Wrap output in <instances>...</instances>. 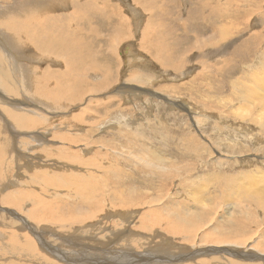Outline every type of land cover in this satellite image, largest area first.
I'll use <instances>...</instances> for the list:
<instances>
[{
	"label": "rangeland",
	"instance_id": "rangeland-1",
	"mask_svg": "<svg viewBox=\"0 0 264 264\" xmlns=\"http://www.w3.org/2000/svg\"><path fill=\"white\" fill-rule=\"evenodd\" d=\"M19 1L0 0V9L4 10L5 7L11 9ZM87 2L92 4L86 10L76 11L75 8L71 7L68 10H61L60 12L59 9L58 13L55 12L60 14L74 10L76 17L66 19L67 13L60 15L62 20L60 16L57 17V21L54 23L56 27L54 33L63 34L67 30L72 35L71 40H74L73 42L79 40L83 46L93 47V51L97 50L96 52L100 54L96 57L97 64L95 62V65L99 63L102 72L99 69L100 71L94 70V72L85 73V83L82 82L77 85L75 92L81 98L78 96L79 100L73 102L58 99L52 93L50 94L49 88L55 89L54 84L57 83V79L51 75L50 78L53 80L50 81L49 77L46 78L42 75L43 71L47 69L56 72L66 71L64 61L55 57L61 51L66 50L65 47L58 49V53L53 52V55H47L40 62L37 61L39 55L35 52L42 53L34 45L37 42L26 41L24 48L21 45L22 51L25 50L24 53L26 54L24 58V55L20 54L21 51L18 49L20 47L14 46L15 42L11 33L0 27V37L4 38L7 46L16 48L14 51L18 56L17 59L19 63L27 65V73L30 78L22 77L19 70L14 72L16 67L13 66L15 68L13 70L12 66L5 63L6 61H0L1 67L4 66L5 68H2V70L0 68V75H3L4 80L8 76L5 82L15 80L13 89L16 91H11L12 96L10 94L9 96L12 100L21 102L22 108L17 110L27 114L31 120H38L39 123L35 122L36 125L31 126V128L18 130V133H20L18 135L21 138L16 137L18 143L14 144L15 136L11 124L12 119L10 120L6 113V108L16 110V104L4 103L2 105L0 99V129H7H4V132L2 129V134L0 133V154L3 158L0 155V162L2 161L0 163V179L2 180L1 176L7 172L9 167L11 168L9 175L13 176L15 174V178L17 177L21 182L20 185L16 184V186L9 182L6 183L3 186L5 192L0 194V264H41L42 262L49 264L51 261V264H60L61 262L63 264H74L72 263L74 261H67L60 254L57 255L52 247L45 246L41 241L45 236L49 238V244L57 249L59 248L68 255L69 259L76 260L80 264L81 260L85 259L92 262L102 260L98 262L103 264L105 260L111 258L117 263L130 264L129 262H132V264H135L134 257L131 254H125V251L132 252L133 255L138 252L140 257L145 259L144 261L148 262L151 259L150 264H158L159 262L164 264L170 262L168 258L170 251H179V248L187 250V247H190L188 255L192 251L191 253L196 261L192 260V262L184 264H214L216 262L218 264H264V207L258 203L259 200L263 199L264 201V131L261 130V124L264 123V121L261 122V120H264V0H190V3L189 0H137V2L135 0H87ZM70 3L74 6L72 1ZM146 3H148L151 13L142 7ZM199 5L201 8H199ZM217 11L220 12L217 13ZM112 13H114V16ZM162 14V17L158 16ZM10 15L13 16L11 13ZM110 16L116 18L113 25L118 24V26L106 25L112 20L107 19ZM94 17H99L98 21L101 24ZM2 18L0 23L3 20L8 22V17ZM22 18L28 19L29 17L24 16L18 19L22 20ZM79 18L83 21L77 22ZM11 19L13 18L11 17ZM124 19L128 20L127 23ZM87 23L102 31L98 39L92 40L93 36L87 35V33L84 36L85 33L76 31L86 28ZM152 25H155L156 28L158 25L162 26L160 29L154 30L156 31L155 34L150 33L149 35L154 38L163 36L164 41H166L165 53L172 62L167 65L168 67L155 59L154 51L142 46V42H144L143 33L146 36L148 26L153 27ZM222 25H226L224 34L217 29L218 26L221 27ZM72 27L75 28L72 29V31L75 30L74 34L70 32ZM116 27H121V29ZM38 34L43 36L40 39H44V41L47 38L48 40H54L56 36V34L50 36L49 32H39ZM82 34V39H79L78 36ZM73 35H75V38ZM210 35H213L215 40L212 37L209 38ZM209 40L211 41L208 42ZM72 41L69 44L70 47L80 52L79 47L72 46ZM242 43L247 47L243 50L244 58L236 54L237 50H242L238 48L239 45L240 47L243 45ZM0 46L5 49L4 45L0 44ZM33 50L35 53L32 56L29 55L31 52L28 53V51L33 53ZM109 50L116 54H110L112 52ZM86 53L84 52V54ZM0 57H2L1 51ZM134 73L139 74V77H131ZM111 75L113 78H111ZM134 78L138 81H132ZM126 79L131 81L127 82ZM108 80L113 83L108 85L110 84L107 83ZM64 82L62 85L64 90L68 89L67 84H73V80L68 78ZM37 83H39L40 89ZM42 83L43 85H40ZM165 86H169L170 89ZM99 89L101 90L99 91ZM17 91L20 92L17 94ZM33 94H38V96ZM1 98L3 99V97ZM216 107L221 109L219 110ZM36 117L40 118L36 119ZM13 121L18 125L17 121ZM11 141L14 143L12 144ZM104 142L105 144H103ZM63 151L64 153H62ZM70 154L72 155L70 156ZM76 159L80 160L79 164L74 163ZM82 159H84V163L81 162ZM44 161L46 162L44 163ZM149 161L160 165L158 168L152 169L146 164ZM28 164L31 166H28ZM2 165L7 167H2ZM41 168L52 172L57 171V175L54 174L58 180L62 174L68 173V176L74 178L88 177L91 184L86 186L88 189L86 191L93 195L94 200H91L90 206L95 209H87L84 206L82 197L77 193L78 187L76 185L65 187L62 184L56 186L55 189L54 186L49 184V180L46 181L42 178L34 180L32 177L38 171H41ZM65 169L66 173H64ZM1 171H3V174ZM110 172L112 176L114 173L116 176L118 174L119 181L124 186L127 185L124 187L125 191L124 188L114 189L111 184H108L112 181V178L109 177ZM216 174L218 175L215 176ZM219 175L224 176L222 181L226 183H229L232 179H237L239 188L236 186L234 190H229L228 188L221 189L217 187L220 185V183L216 184V178ZM229 176L231 178H227ZM101 177H107L106 184L108 185L104 187L105 196L97 195L98 189L96 190L95 187L97 183L101 184ZM1 180L0 184L8 181L7 178L3 179L4 181ZM47 184L49 187H53L49 193L57 192L59 195L58 197L46 195L47 199L45 197L46 200L54 202L53 207L58 213L69 214L77 213V209L87 210L91 214L93 213L92 219L88 217L85 222L76 225L68 222L67 226L66 224L62 226V224H56L55 222L39 223L36 218H30L27 213L34 209L30 199L41 195L39 193L40 189L46 188ZM92 184L96 185L92 186ZM241 187L246 188L248 191L245 192ZM240 189L245 194L242 191L240 192ZM14 190V193H20L21 195L26 191L32 195L27 198L26 203L23 201L22 204L19 201L17 205L2 203L1 196ZM112 192L120 194L121 202L123 198L129 197L126 198L130 200V204L127 205L126 209L133 216L132 219L130 217L133 221L130 227L135 232L142 234L140 236L142 238L132 239L127 243L121 240L112 242L111 238L114 232L110 228L116 229L118 237L119 232H130L126 225L120 231V225L122 224V222L120 224V219L123 218L118 217V211L124 212L125 209L123 210L122 206L116 205V210L115 207L110 206V203L118 199V197L114 199ZM226 193H231V195H226ZM247 197H249L248 200ZM96 200L102 202V208L95 205L94 201ZM105 208L112 209H107L110 214ZM183 210L184 213L186 210H191L192 212H189L193 214L184 215ZM115 212L118 215H113ZM146 214L149 217L151 216V220L153 219L156 222L158 220V225H154L155 227L152 225V230L145 227L146 224L143 225V215ZM156 214L158 216L154 219ZM181 215H183L182 218L187 217L188 221L183 222ZM197 215L200 216V219L195 221V226L193 220ZM237 218L241 219L238 221ZM187 219L184 218V221ZM189 220L192 221V225ZM237 222L245 223L247 229L249 227L248 231L240 232V235L234 234V236L231 232L233 237L227 240L229 244L215 241L216 238L218 240L227 234L231 228L235 230ZM170 225L177 229L176 234L166 228ZM96 227L101 228L97 229ZM195 227L196 232L203 235V240L199 239L198 236L194 238L196 234ZM189 228L192 235L189 233ZM52 230H55V232H52ZM155 230L159 233L163 232L160 233L161 237H157ZM74 231L80 235L79 240H73L74 236L77 235ZM97 231H102V234L97 236L96 239L93 234ZM17 235H21L20 240L17 239ZM162 235L171 237L172 240L174 239V243L169 247V243L164 241L165 238ZM183 235L185 236L183 237ZM86 236L88 237L86 238ZM88 238L89 240H86ZM91 238L93 241H91ZM25 239L31 240L33 249H29L31 244L24 245L22 240ZM242 241H246L248 243L246 245L252 247L246 250L250 254H257V258L252 255L251 257L237 256L228 250L233 248L242 249L241 246H235V244H241ZM90 243L101 245L100 251L96 249L88 254L86 252L87 248H95ZM128 243L129 245H127ZM162 243V246L166 245L164 250L168 247L171 250L167 252L169 249L167 251L158 249L154 253L153 249L150 248L153 244L161 245ZM12 244L16 247V250L20 246L21 251L17 253ZM203 244H206V247ZM83 245L86 246L82 247ZM192 245L197 247L202 245V248L193 250ZM112 249L113 251H110ZM149 249H151L153 255L148 252ZM31 250L33 251L31 252ZM227 251L229 254H227ZM28 252H36L35 259ZM108 253L110 255H107ZM215 259L218 260L215 261ZM222 260L224 263L221 262ZM175 263L179 264L178 262Z\"/></svg>",
	"mask_w": 264,
	"mask_h": 264
},
{
	"label": "bare ground",
	"instance_id": "bare-ground-1",
	"mask_svg": "<svg viewBox=\"0 0 264 264\" xmlns=\"http://www.w3.org/2000/svg\"><path fill=\"white\" fill-rule=\"evenodd\" d=\"M70 1H72L73 3H74V6L73 5H71V3H70ZM158 1V0H157ZM208 1H210V0H208ZM135 2H137V0H135ZM188 2V1H187ZM205 2V1H204ZM18 3V4H17ZM15 5L16 6H14V7H12L11 8V6H10V8L11 9H6V7H5V9L4 10H1L0 9V19L2 18V17H8V22H6V21H2L1 23H0V27L1 28H3V29H5L8 33L10 32L11 33V36H13V38L12 39H14V42H15V47L17 46V47H20V48H18L21 52H20V54H23L24 55V58H25V56H26V54L24 53V51H22V47L24 48L25 47V45H26V41H31L32 43L33 42H37V43H35L34 45H35V47L37 48V49H39L42 53H40L39 51H35V52H37L38 53V60L37 61H40V62H42L43 60L42 59H44V57L46 58L47 57V55H53V52H57V50L59 49H61L63 46L65 47V49L66 50H63V51H61V53L59 54V55H57V56H55V57H57V58H59L60 60H63L64 61V65L66 64V71H63L62 69V71H60V72H56V71H52V70H50V69H47V70H45V71H43V73H42V75H44L46 78H48L49 77V79H50V81L51 80H53L52 78H50V76L52 75V77L53 78H56L57 79V83L56 84H54V87H55V89H52V87H50L49 88V93L51 94L52 93V95H54L56 98H58V99H64V100H71L72 102L73 101H76V100H79V97H80V95H77L75 92H76V90H77V88H76V86L77 85H79L80 83H82V82H84L85 83V78H84V76H85V73L86 72H91V71H93L94 72V70H99V69H101V65H99V63H98V65H95V60H96V57L97 56H100V54H98L96 51L97 50H94L93 51V47H85V46H83L82 44H81V42L78 40V42H73L72 40H71V36L72 35H70L69 34V32L66 30L65 31V33L63 32V34H56V32L54 33V31L56 30V27L54 26V23L57 21V17H59L60 15L62 16V14H64V13H67V15H66V19H68V17L70 18V17H76L74 14H75V11L73 10V11H68V12H64V13H60V14H56L55 12H57L59 9H60V12H61V10L62 11H64L65 9H69V8H75V10L76 11H82V10H86L88 7H90L91 6V2H87V0L85 1V0H20L19 2H17ZM189 3H190V0H189ZM194 3V2H193ZM214 3V2H213ZM215 3H216V1H215ZM214 3V4H215ZM121 4V3H120ZM119 4V5H120ZM204 4V3H203ZM208 4V3H207ZM196 5H197V3H196ZM206 5V4H205ZM204 5V6H205ZM210 5H212L211 3H210ZM217 5V4H216ZM152 7H153V5H151ZM200 6V5H199ZM203 6V5H202ZM203 6V7H204ZM9 7V6H8ZM132 7V6H131ZM144 9H146L149 13H151V10H150V7L148 6V3H146L144 6H142ZM213 7H214V5H213ZM216 7H218V6H216ZM215 7V8H216ZM199 8H201V6L199 7ZM209 8V7H208ZM206 9H207V6H206ZM50 10H53V11H50ZM71 10V9H70ZM113 11V10H112ZM209 11V10H208ZM130 12V11H129ZM131 12H133L132 10H131ZM160 12V11H159ZM220 11H217V13H219ZM12 14L13 16H9V14ZM58 13V12H57ZM84 13V12H83ZM209 13V12H208ZM216 13V14H217ZM222 13V12H221ZM224 13V12H223ZM114 13H112V15H113ZM203 14V13H202ZM215 14V13H214ZM213 15V14H212ZM218 15V14H217ZM29 17L28 19H23L22 18V20H20V19H18V18H21V17ZM61 16H60V19H61ZM81 16H82V13H81ZM103 16V15H102ZM114 16V15H113ZM118 16V15H117ZM159 17H162L163 16V14L162 15H158ZM222 16V15H221ZM224 16V15H223ZM11 17L13 18V19H11ZM18 17V18H17ZM36 17H39V18H36ZM116 17V16H115ZM63 18V17H62ZM65 18V17H64ZM82 18H84V17H82ZM95 19H96V21L98 22V23H100L101 24V22H99L98 21V18L99 17H94ZM106 18V17H105ZM118 18V17H117ZM124 18V17H123ZM216 18H220V17H216ZM223 18V17H222ZM233 18H236V17H233ZM3 19V18H2ZM74 19V18H73ZM107 19L109 20V19H112L111 21H109L108 23H106V25L107 26H114V25H117L118 26V24H114L113 25V22H115V19L116 18H114V17H107ZM62 20V19H61ZM125 20V22L127 23V21L128 20H126V19H124ZM219 20V19H218ZM217 20V21H218ZM230 20H233V19H230ZM72 21V20H71ZM70 21V22H71ZM77 21V20H76ZM81 21H83V20H81L80 18H79V21H77V22H81ZM84 21H87V20H84ZM93 21H94V19H93ZM122 22V21H121ZM216 22V21H215ZM123 23V22H122ZM99 24V25H100ZM125 24V23H124ZM232 24V23H231ZM69 25H71V23H69ZM123 25V24H122ZM162 25V24H161ZM159 26L158 25V27L156 28L155 27V25H152L153 27H150V26H148V29H147V34H146V36L144 35V33H143V36H144V42H142V46L144 47V48H149L151 51H154L155 52V59H157L159 62H161V63H163V64H165L166 66L169 64H171L172 62H171V60L168 58V56H167V54L165 53L166 52V50H165V48H166V46H167V43H166V41H164V39H163V36H160V37H156V38H154V37H150V33H153V34H155V32L156 31H154L155 29L157 30V29H160L162 26ZM126 27V26H125ZM74 27H72L71 28V30H70V32L72 33V34H74V31H72V29H73ZM116 28H120L121 29V27H116ZM226 25H222L221 27L220 26H218V30H219V32H222L223 34H224V31H226ZM75 29V28H74ZM113 29V28H112ZM125 29V28H124ZM236 29V28H235ZM117 30V29H116ZM128 30V29H127ZM76 31H79L80 33H85L84 34V36L86 35V33H87V35H91V36H93V38H92V40H95V39H98V37H100V35H101V33L100 32H102V31H100L98 28H96L95 29V27H92V25H90V23H87L86 24V28H82L81 29V31L78 29V30H76ZM122 31H124L123 29H122ZM39 32H49L50 33V36L52 35H54V34H56V36L54 37V40L53 39H49L48 40V38H47V40L45 39V41H44V39H40V37H43V36H39V35H41V34H38ZM54 33V34H53ZM114 33V32H113ZM118 33V32H117ZM121 33V32H120ZM123 33H125V32H123ZM126 33L128 34V32L126 31ZM215 33V32H214ZM110 34V33H109ZM44 35V34H43ZM46 35H49V34H46ZM4 36V35H3ZM82 36H83V34L82 35H79L78 36V38L79 39H82ZM112 36H115V35H112ZM121 36V35H120ZM126 36H128V35H126ZM225 36V35H224ZM47 37H49V36H47ZM73 37L75 38V35H73ZM72 37V38H73ZM89 37V36H88ZM119 37V36H118ZM145 37H146V39H145ZM209 38H213L214 39V37H213V35H210V36H208ZM229 37V36H228ZM109 38V37H108ZM217 39V38H216ZM114 40V39H113ZM202 40V39H201ZM215 40V39H214ZM71 41L73 42L72 43V46L73 47H79L80 48V52H79V50H76V49H73V48H71L70 47V43H71ZM211 40H209L208 42H210ZM219 41V40H218ZM6 42V41H5ZM4 42V38L2 39L1 37H0V44L1 45H4L5 46V49H3V47L2 46H0V51H1V53H2V57H0V61H2V62H4V61H6L5 63L7 64V65H9V66H12V68H13V66L14 67H16V69L15 68H13V70H14V72H16L17 70H19V72H20V75L22 76V77H24V78H30L29 77V75H28V73H27V65L24 63V64H21V62L19 63V60L17 59L18 58V56L15 54V51H14V49H16V48H11V47H9V46H7V43H5ZM89 42H91V40H89ZM115 42H116V39H115ZM197 42V41H196ZM200 42V41H199ZM202 42V41H201ZM206 43L207 45L209 44V43ZM30 43V42H29ZM28 43V44H29ZM118 43V42H117ZM157 43V44H156ZM212 43V42H211ZM217 43V42H216ZM219 43V42H218ZM9 44L11 45V46H13L12 45V43H10L9 42ZM112 44V43H111ZM114 44H116V43H114ZM197 44V43H196ZM243 44V43H242ZM21 45H22V47H21ZM82 45V46H81ZM13 46V47H14ZM81 46V47H80ZM110 47H112L111 45H110ZM198 48V47H197ZM238 48H240V49H242V50H237L236 51V54L238 55V56H240L241 58H244L245 56V54H243L244 52H243V50H245L247 47H245V45L243 44L241 47H240V45H239V47ZM192 49V48H191ZM58 50V51H59ZM87 50V51H86ZM121 50V49H120ZM150 50H148V51H150ZM168 50V49H167ZM197 50V49H196ZM18 51V50H17ZM100 51H101V48H100ZM109 51H111V50H109ZM29 52H31V54H29V55H33L35 52H34V50H33V53H32V51H28V53ZM84 52H87L86 54H84ZM112 53H110V54H112L113 55V53L114 54H116L115 52H113V51H111ZM58 53V52H57ZM182 53H184V52H182ZM35 56V55H34ZM43 56V57H42ZM20 58H22L21 56H20ZM35 58V57H34ZM39 58H41V59H39ZM32 59V58H31ZM37 59V58H36ZM114 59V58H113ZM42 60V61H41ZM51 60V59H50ZM34 61H36V60H34ZM147 62V61H146ZM37 63H39V62H37ZM63 63V62H62ZM103 63V62H102ZM31 64V63H30ZM96 64H97V62H96ZM2 65V64H1ZM1 65H0V68H1V70H2V68L3 69H5L4 68V66H2L1 67ZM6 66V65H5ZM8 66V67H9ZM97 66H98V68H97ZM109 67V66H108ZM168 67V66H167ZM110 68V67H109ZM7 69V68H6ZM31 69V68H30ZM8 70V69H7ZM32 70V69H31ZM110 70V69H109ZM144 70V69H143ZM6 71V70H5ZM100 71V70H99ZM108 71V70H107ZM106 71V72H107ZM7 72V71H6ZM98 72V71H97ZM101 72H102V69H101ZM111 72V71H110ZM109 72V73H110ZM4 73V72H3ZM9 73V72H8ZM108 73V72H107ZM111 73H113L114 74V72H111ZM100 74H102V73H100ZM10 75V74H9ZM14 75H15V73H14ZM41 75V76H42ZM139 74H132L131 75V77H136V76H138ZM12 76V75H11ZM10 76V77H11ZM32 76V75H31ZM105 76V75H104ZM107 76V75H106ZM115 76V75H114ZM139 77V76H138ZM140 77H142V76H140ZM7 78H8V76H7ZM7 78H5V80H7ZM14 78V77H13ZM16 78V77H15ZM23 78V79H24ZM45 78V79H46ZM66 78H68V79H72L73 80V84L71 85L70 83L69 84H67L69 87H68V89L67 90H64V88H63V83H65L64 81L66 80ZM111 78H113L112 77V75H111ZM1 79H2V81H1ZM17 79V78H16ZM22 79V78H21ZM56 79H55V81H56ZM146 79V78H145ZM5 80H4V78H3V75H0V94H1V97H3V99L0 97V99H1V102L3 103H1L2 105H4V103H14V104H16V110L14 109V108H9V109H7L6 108V113L8 114V116L10 117V120L12 119V121H11V124L13 125V127H12V129L14 130L13 131V133H14V139H15V143L14 144H17L18 143V140H17V138L16 137H18L19 135H20V133H18V130H20V129H22V130H24V128H28V127H30L31 128V126H33V125H36L35 124V122L37 123V124H39L38 123V120H31V119H29L28 118V116H27V114H25V113H23V112H19L17 109H21L22 108V106H21V102H19V101H15V100H12V98H11V91H16V90H14L13 89V86L15 85V80L14 81H12V82H10V80H9V82L11 83H9V82H5ZM18 80V79H17ZM105 80V79H104ZM127 80V82L128 81H131V80H129V79H126ZM133 80H135V81H138V79H136V78H134V79H132V81ZM144 80V79H143ZM23 81V80H22ZM45 81H47V80H45ZM139 81H141V80H139ZM150 81H151V79H150ZM48 82V81H47ZM102 82V81H101ZM106 82V81H105ZM111 81L110 80H108L107 81V83H110ZM41 83V82H40ZM99 83V82H98ZM113 83V82H112ZM112 83H110V84H108V85H111ZM125 83V82H124ZM48 84H49V82H48ZM102 84V83H101ZM21 85V84H20ZM40 85H43V83L42 84H40ZM45 85V84H44ZM83 85H85V84H83ZM90 86H91V84H89ZM103 85V84H102ZM105 85H106V83H105ZM107 85V86H108ZM37 86H38V88L40 89V87H39V83H37ZM50 86H51V83H50ZM53 86V85H52ZM98 86V85H97ZM130 86V85H129ZM23 87H24V85H23ZM34 87V86H33ZM44 87V86H43ZM166 88H168L169 86H165ZM48 88V87H47ZM88 88V87H87ZM93 88V87H92ZM96 88V87H95ZM100 88H101V86H100ZM133 88V87H132ZM137 88V87H136ZM165 88V89H166ZM172 88V87H171ZM42 89V88H41ZM101 89H103V88H101ZM101 89H99V91L101 90ZM127 89V88H126ZM163 89H164V87H163ZM168 89H170V88H168ZM261 89V88H260ZM95 90H98V89H95ZM94 90V92H96ZM130 90V89H129ZM36 91V90H35ZM39 91V90H38ZM44 91V90H43ZM136 91V90H135ZM243 91V90H242ZM18 92H20V91H17V94H18ZM132 92V91H131ZM236 92H238V91H236ZM235 92V93H236ZM7 93H8V95H7ZM157 93V92H156ZM9 94L11 95V96H9ZM159 94V93H158ZM14 95V94H13ZM34 96H38V94H33ZM46 95V94H45ZM137 95V94H136ZM236 95V94H235ZM239 95V94H238ZM16 96V95H15ZM21 96V95H20ZM41 96V95H40ZM48 96V95H47ZM79 96V97H78ZM237 96V95H236ZM235 96V97H236ZM17 97V96H16ZM43 97V96H42ZM45 97V96H44ZM15 98V97H14ZM35 98V97H34ZM81 98V97H80ZM166 98V97H165ZM241 98H242V96H241ZM237 99V98H236ZM53 100V99H52ZM248 100H249V97H248ZM239 101H240V98H239ZM243 101V100H242ZM245 101V100H244ZM53 102V101H52ZM67 102V101H66ZM60 103V102H59ZM65 103V102H64ZM217 104V103H216ZM255 104V103H254ZM39 105V104H38ZM219 105V104H218ZM251 105H253V104H251ZM36 106V105H35ZM71 106V105H70ZM253 106H255V105H253ZM246 107H248V106H246ZM257 107H258V105H257ZM259 107H261V106H259ZM216 108H218V107H216ZM219 110L221 109V108H218ZM4 110V109H3ZM27 110V109H26ZM36 110V109H35ZM62 110V109H61ZM238 110H240V109H238ZM244 110V109H243ZM198 111V110H197ZM264 112V111H263ZM195 113V112H194ZM250 114V113H249ZM262 114V113H261ZM260 114V115H261ZM41 115V114H40ZM263 115V114H262ZM30 116V115H29ZM264 117V116H263ZM263 117H261V118H263ZM33 118V117H32ZM38 117H36V119H37ZM40 118V117H39ZM38 118V119H39ZM79 118V117H78ZM247 118V117H246ZM250 118V117H249ZM264 119V118H263ZM13 120H15V121H17V123H18V125H16L15 124V122L13 121ZM76 120V119H75ZM252 120V119H251ZM4 121V120H3ZM255 121V120H254ZM259 121V120H258ZM262 121H264V120H261V122ZM7 122V121H6ZM5 122V123H6ZM256 123H258V122H256ZM255 123V124H256ZM202 124V123H201ZM233 124V123H232ZM259 124V123H258ZM7 125V124H6ZM49 126V125H48ZM260 126V125H259ZM3 127V126H2ZM4 127H6V126H4ZM123 127V126H122ZM10 128V127H9ZM33 128V127H32ZM2 129H3V132H4V129H6V128H1L0 129V133L2 134ZM34 129V128H33ZM7 130V129H6ZM10 130V129H9ZM26 130V129H25ZM261 130L262 131H264V123L262 122V124H261ZM11 132H12V130H11ZM21 132V131H20ZM67 133V132H66ZM259 133V132H258ZM262 133V132H261ZM1 134H0V136H1ZM19 134V135H18ZM22 134V133H21ZM5 135V134H4ZM10 135V134H9ZM12 135V134H11ZM10 135V136H11ZM152 135V134H151ZM26 136V135H25ZM29 136V135H28ZM255 136V135H254ZM6 137V136H5ZM20 137V136H19ZM64 137V136H63ZM259 137V136H258ZM6 138H8V137H6ZM13 138V137H12ZM21 138V137H20ZM25 138V137H24ZM72 138V137H71ZM189 138V137H188ZM3 139V138H2ZM128 139V138H127ZM132 139V138H131ZM1 140V139H0ZM20 140V139H19ZM72 141H73V139H72ZM108 141V140H107ZM254 141V140H253ZM3 142V141H2ZM4 142H7V141H4ZM68 142V141H67ZM74 142V141H73ZM152 142V141H151ZM11 143H12V141H11ZM12 143V144H13ZM59 143V142H58ZM86 143V142H85ZM11 144V145H12ZM103 144H105V142L103 143ZM144 144V143H143ZM36 145V144H35ZM108 145V144H107ZM13 146V145H12ZM33 146V145H32ZM104 146V145H103ZM128 146V145H127ZM9 147H11L10 145H9ZM106 147V146H105ZM204 147V146H203ZM202 147V148H203ZM1 148V147H0ZM18 148H19V145H18ZM89 149V148H88ZM128 149V148H127ZM10 150H12L11 148H10ZM17 150V149H16ZM65 150V149H64ZM207 150V149H206ZM2 151V150H1ZM255 151V150H254ZM10 152V151H9ZM12 152H13V150H12ZM16 152V151H15ZM18 152V151H17ZM21 153V152H20ZM62 153H64V151L62 152ZM71 153V152H70ZM11 154V153H10ZM61 154V153H60ZM73 154V153H72ZM72 154H70V156L72 155ZM255 154V153H254ZM1 155V154H0ZM20 155V154H19ZM18 155V156H19ZM57 155V154H56ZM74 156H77V155H74ZM10 157V156H9ZM20 157V156H19ZM1 158H2V155H1ZM22 158V157H21ZM33 158V157H32ZM220 158H222V157H220ZM3 159V158H2ZM7 159V158H6ZM58 159V158H57ZM70 159V158H69ZM1 160V159H0ZM16 160H17V157H16ZM15 160V161H16ZM30 160V159H29ZM71 160V159H70ZM83 160L84 159H82L81 160V162L82 163H84L83 162ZM245 160V159H244ZM253 160V159H252ZM26 161V160H25ZM43 161V160H42ZM202 161V160H201ZM2 162V161H1ZM0 162V163H1ZM16 162H18V161H16ZM27 162V161H26ZM46 161H44V163H45ZM48 162V161H47ZM78 162H80V160H78V159H76V161L74 162V163H78ZM184 163V162H183ZM189 163V162H188ZM17 164V163H16ZM24 164V163H23ZM27 164V163H26ZM50 164V163H49ZM79 164V163H78ZM92 164V163H91ZM149 167H151L152 169H156V168H158L159 167V165L158 164H156V163H154V162H151V161H149L148 163H146ZM1 165V164H0ZM18 165V164H17ZM30 164H28V166H29ZM54 165V164H53ZM57 165V164H56ZM55 165V166H56ZM84 165V164H83ZM88 165H90V164H88ZM111 165V164H110ZM189 165V164H188ZM3 166H5V167H7L6 165H2V167ZM21 166H23V165H21ZM31 166V165H30ZM45 166V165H44ZM18 167H20L19 165H18ZM42 167V166H41ZM77 167H79V166H77ZM49 168V167H48ZM98 168H100V167H98ZM164 168V167H163ZM174 168V167H173ZM194 168H196V167H194ZM22 169V168H21ZM42 169V168H41ZM58 169V168H57ZM20 170V169H19ZM51 170V169H50ZM11 171V168H9L8 167V169H7V172L6 173H4V175H2L1 176V178H2V180L3 179H5V178H7L8 179V181H4V183L3 184H0V194H1V192L2 193H4L5 191V189H3V186L7 183L8 184V182L11 184H13L14 186H16V184H21V182L17 179V177L15 178V176L13 177V176H10L9 174V172ZM68 171V170H67ZM76 171V170H75ZM123 171V170H122ZM195 171V170H194ZM2 172V174H3V171H1ZM17 172H18V170H17ZM57 172V171H56ZM56 172H52V171H47V169L46 170H41V171H38V173L34 176V177H32L34 180L35 179H40V178H42V179H46V181L47 180H49V184L50 185H52V186H54V188L56 189V186H59V185H64L65 187L66 186H69V187H71V186H74V185H76V187H78V190H77V193L78 194H80V196L82 197L81 199H82V201H83V203H84V206L87 208V209H89V208H92L90 205H91V200L93 199L94 200V197L92 198V194H89V191L87 192L86 190H88L87 188H86V186H88L89 184H91V181H90V179L88 178V177H86L85 175V178H83L82 176V178L80 177V178H74V177H70V176H68V174H62L61 176H60V179L58 180L57 178H56V175H57V173ZM60 172V171H59ZM62 172H63V170H62ZM54 173H56V175L54 174ZM64 173H66V169L64 170ZM111 173V172H110ZM24 174V173H23ZM44 175H48V176H51V177H46V176H44ZM83 175V174H82ZM88 175V174H87ZM120 175V174H119ZM218 174H216L215 176H217ZM20 176V175H19ZM25 176H26V174H25ZM92 176V175H91ZM31 177V176H30ZM109 177H111L112 178V181H110V179H109V181L110 182H108V184H111V186L112 187H114V189H118V188H124L125 186H127V185H125L124 186V184H122V182H120L119 181V176H118V174H117V176H116V174L114 173V175L112 176V173L109 175ZM22 178V177H21ZM93 178H94V176H93ZM207 178V177H206ZM224 178V176H222V175H219L217 178H216V184L217 183H220V185H218L217 187H220L221 189H224V188H228L229 190H234L235 188H236V186H237V184L239 183V181H237V179H232V180H230V182L229 183H226L225 181H222V179ZM227 178H231L230 176L229 177H227ZM257 178V177H256ZM255 178V179H256ZM100 179V178H99ZM124 179V178H123ZM1 180V179H0ZM1 180V181H2ZM98 180V179H97ZM188 180V179H187ZM99 181V180H98ZM243 181V180H242ZM38 182V181H37ZM43 182V181H42ZM47 183V182H46ZM107 183V177L106 178H102L101 177V184L100 183H97V185L96 184H94V185H96L95 187H96V190L98 191V193H97V195L98 194H101V195H103V196H105L106 195V191L104 190V187L105 186H107L108 184H106ZM160 183V182H159ZM202 183V182H201ZM246 183V182H245ZM212 184H214L213 182H212ZM93 184H92V186H94ZM239 185H241V184H239ZM249 185V184H248ZM8 186V185H7ZM43 186V185H42ZM47 186V187H46ZM45 187L46 188H43V189H40V191H39V193L41 194V195H37L38 197H36V198H31L30 199V202H31V204L34 206V209L30 212V213H27V215L30 217V218H36L37 219V222H39V223H41V222H55L56 224H62V226H63V224L65 225L66 224V226L68 225V222H72V224L73 223H75V225L76 224H78V223H81V222H85V219H87L88 217L89 218H91L92 217V215H93V213L91 214V212L90 211H87V210H80V209H77L76 210V212L77 213H69V214H60V213H58L56 210H55V208L53 207V203L54 202H52V201H48V200H46L47 199V197H46V195H48V196H50V197H58L59 195L57 194V192L56 193H49V191L51 190V189H53V187L51 188V187H49L48 186V184L46 185ZM10 187V186H9ZM8 187V188H9ZM44 187V186H43ZM62 187V186H61ZM61 187H60V189H61ZM238 187V186H237ZM244 187V186H243ZM243 187H241L242 189H244L245 190V192H247L248 190L246 189V188H243ZM250 187H252V186H250ZM58 188V187H57ZM83 188V189H82ZM90 188V187H89ZM239 188V187H238ZM128 189H130V188H128ZM36 190V189H35ZM62 190V189H61ZM63 190H65V189H63ZM124 191H125V188L123 189ZM263 190H264V187H263ZM56 191V190H55ZM60 191V190H59ZM58 191V192H59ZM124 191H122V192H124ZM137 191V190H136ZM225 192H226V190H224ZM242 190L240 189V192H241ZM250 191V190H249ZM15 192V190L13 191V192H10V193H7V194H5V195H2L1 196V202L2 203H5V204H18V202L20 201L21 202V204H22V201L23 202H27L28 200H27V198L28 197H30L32 194H29V192H27L26 191V193H24V194H20V193H14ZM127 192V191H126ZM224 192V193H225ZM236 192H238V191H236ZM239 192V193H240ZM243 192V191H242ZM62 193V192H61ZM130 193V192H129ZM244 193V192H243ZM60 194V193H59ZM112 194H114V192H112ZM124 194V193H123ZM231 195V193H226V195ZM245 194V193H244ZM75 195V194H74ZM126 195V194H125ZM237 195V194H236ZM241 195V194H240ZM95 196V195H94ZM111 196V195H110ZM132 196V195H131ZM210 196V195H209ZM253 196V195H252ZM45 197H46V199H45ZM118 197V199L115 201V202H113V203H110L111 205V207H115V209H116V205L117 206H122L123 207V210H124V212H119L118 211V214L115 212V214H113V215H118V217H122L123 219H120V224H121V222H122V226L120 225V231L122 230V229H124L125 228V225L128 227V230L131 232H119L120 234H119V237H118V234H117V231H116V229H112V228H110V230L111 231H113L114 233H113V237L111 238V240H112V242L113 241H117V240H121V241H124V242H128V241H132V239H135V240H137V239H139V238H142V237H140L142 234H140V233H138V232H135L134 231V229L132 228V227H130V226H132L131 225V223L133 222L131 219L133 218V216L132 215H130V213L127 211V209H126V207H127V205H129L130 204V200L129 199H126V198H129L128 196L127 197H125V198H123V200H122V202L120 201V194L119 193H115L114 194V199H116ZM132 197H134V196H132ZM235 197V196H234ZM238 197V196H237ZM241 197V196H240ZM65 198V197H64ZM102 198V197H101ZM122 198V197H121ZM194 198V197H193ZM231 198V197H230ZM248 198L249 197H247V200H248ZM109 199V198H108ZM113 199V198H112ZM243 199H245V198H243ZM136 200V199H135ZM196 200V199H195ZM218 200V199H217ZM221 200V199H220ZM246 200V201H247ZM54 201V200H53ZM106 201V200H105ZM133 201V200H132ZM222 201V200H221ZM250 201V200H249ZM254 201H257V200H254ZM104 202V201H103ZM108 202V201H107ZM134 202V201H133ZM29 203V202H28ZM94 203H95V205H97V206H99L98 208H100V206L102 205V202L100 201V200H96V201H94ZM135 203V202H134ZM258 203H260V205L262 206V207H264V201H263V199L262 200H259L258 201ZM30 204V203H29ZM109 204V203H108ZM132 204V203H131ZM243 204V203H242ZM215 205V204H214ZM245 205V204H244ZM103 206V205H102ZM102 206H101V208H102ZM131 206V205H130ZM129 206V207H130ZM175 206V205H174ZM62 207V206H61ZM83 207V206H82ZM234 207V206H233ZM241 207H242V205H241ZM97 208V207H96ZM174 208V207H173ZM185 208V207H184ZM30 209V208H29ZM76 209V208H75ZM92 209H95V208H92ZM106 209V208H105ZM108 210H112V209H109V208H107ZM106 209V210H107ZM114 209V210H115ZM186 209V208H185ZM210 209V208H209ZM49 210H54V211H49ZM58 210V209H57ZM99 210V209H98ZM104 210V209H103ZM105 210V211H106ZM107 210V211H108ZM117 210V209H116ZM119 210H120V208H119ZM175 210V209H174ZM211 210V209H210ZM254 210V209H253ZM92 211V210H91ZM122 211V210H121ZM189 211H191V210H186L185 211V213H184V210H183V213H184V215H190V214H193V213H191V212H189ZM94 212V211H93ZM109 213L108 214H110V211H108ZM131 212V211H130ZM204 212V211H203ZM249 212V211H248ZM132 213V212H131ZM202 213V212H201ZM214 213V212H213ZM256 213V212H255ZM111 214V215H112ZM133 214V213H132ZM154 214V213H153ZM231 214V213H230ZM142 215V214H141ZM171 215V214H170ZM195 215V214H194ZM203 215V214H202ZM206 215V214H205ZM204 215V216H205ZM254 215V214H253ZM5 216V215H4ZM96 216V215H95ZM106 216H108V215H106ZM144 216V218H143V225L145 226V224H146V226L145 227H147V228H150L151 230H152V225L154 226V225H158V220H157V222L156 221H154L153 219V221L150 219L151 218V216L149 217L148 216V214H146V215H143ZM158 215L156 214L155 216H154V219L157 217ZM169 215L167 214V217H168ZM182 216L183 215H181V218H182ZM192 216V215H191ZM198 216V215H197ZM196 216V218L193 220L194 221V224H195V221L197 220V219H200V216H198L197 217ZM236 216V215H235ZM246 216V215H245ZM244 216V218H246ZM24 217V216H23ZM109 217H110V215H109ZM130 217H131V219H130ZM160 217V216H159ZM164 217V216H163ZM166 217V218H167ZM180 217V216H179ZM226 217V216H225ZM233 217H234V215H233ZM249 217V216H248ZM253 217V216H252ZM255 217V216H254ZM25 218V217H24ZM105 218H107V217H105ZM110 218H112V217H110ZM161 218V217H160ZM169 218V217H168ZM184 218H186L187 219V217H184ZM184 218H182V220H183V222H187L188 221V219L187 220H185L184 221ZM190 218H194V217H190ZM230 218H232V217H230ZM229 218V219H230ZM242 218V217H241ZM241 218H237L238 219V221L241 219ZM92 219V218H91ZM102 219V218H101ZM236 219V220H237ZM16 220V219H15ZM25 220H27V219H25ZM29 220V219H28ZM90 220V219H89ZM105 220V219H104ZM110 220V219H109ZM162 220V219H161ZM174 220V219H173ZM178 220V219H177ZM180 220V219H179ZM178 220V221H179ZM242 220H243V218H242ZM94 221V220H93ZM115 221V220H114ZM116 221H119V220H116ZM175 221V220H174ZM178 221H176V222H178ZM205 221H206V219H205ZM230 221V220H229ZM234 221V220H233ZM97 222V221H96ZM101 222V221H100ZM160 222V221H159ZM162 222V221H161ZM160 222V223H161ZM181 222V221H180ZM189 222H190V224L192 223V221L191 220H189ZM222 222V221H221ZM232 222V221H231ZM251 222H253V221H251ZM250 222V223H251ZM255 222V221H254ZM102 223V222H101ZM165 223V222H164ZM211 224H212V222H210ZM84 224V223H83ZM82 224V225H83ZM183 225L185 224V223H182ZM112 225V224H111ZM115 225V224H114ZM182 225V226H183ZM192 225V224H191ZM222 225V224H221ZM231 225V224H230ZM7 226V225H6ZM70 226V225H69ZM73 226V225H72ZM80 226V225H79ZM87 226V225H86ZM101 226V225H100ZM187 226V225H186ZM195 226H196V224H195ZM220 226V225H219ZM27 227V226H26ZM61 227V226H60ZM76 227V226H75ZM93 227H94V225H93ZM155 227V226H154ZM153 227V228H154ZM157 227H159V226H157ZM184 227V226H183ZM235 227H236V229L234 230L233 228H231L230 229V231L227 233V234H225L224 236H222L221 238H219L218 240H217V238L215 239V241L216 242H220V243H228L229 244V242L227 241L228 239H230V238H232L233 236H234V234L235 235H238L240 232H244V231H248V229H249V227H248V229H247V225L244 223H240V222H237L236 223V225H235ZM22 228V227H21ZM97 228V227H96ZM99 228H101V227H98L97 229H99ZM115 228V227H114ZM159 228H161V227H159ZM166 228H168L170 231H173L174 233L175 232H177L176 230V228L175 227H172L171 225L170 226H167ZM190 228H192V227H190ZM189 228V229H190ZM45 229V228H44ZM49 229V228H48ZM70 229V228H69ZM80 229V228H79ZM97 229H95V230H97ZM103 229V228H102ZM11 230V229H10ZM94 230V229H93ZM194 230H195V232L197 231L196 230V227L194 228ZM77 231V230H76ZM76 231H74V233L75 234H77V235H75L74 236V238H73V240L75 241V240H79L80 239V235L78 234V232H76ZM82 231V230H81ZM80 231V232H81ZM167 232H168V230H166ZM184 231V230H183ZM227 231V230H226ZM52 232H55V230L53 231L52 230ZM184 232H186V231H184ZM191 232V229H190V231H189V233ZM231 232H232V234H233V236L231 235ZM112 233V232H111ZM157 233V237H161V234L163 233V232H157L156 230H155V234ZM192 233V232H191ZM190 233V234H191ZM1 234H3V233H1ZM13 234V233H12ZM12 234H10L11 236H12ZM14 234H15V232H14ZM24 234V233H23ZM31 234V233H30ZM41 234V233H40ZM52 234V233H51ZM55 234V233H54ZM102 234V231H97L95 234H93L95 237H96V239H97V236H100ZM155 234H153V236H155ZM176 234V233H175ZM174 234V235H175ZM185 234V233H184ZM29 235V234H28ZM73 235V234H72ZM169 235V234H168ZM173 235V234H172ZM192 235V234H191ZM193 235H194V233H193ZM240 235V234H239ZM245 235V234H244ZM43 236H44V234H43ZM92 236V235H91ZM137 236V237H136ZM163 236V235H162ZM176 236V235H175ZM174 236V237H175ZM178 236V235H177ZM181 236V235H180ZM185 235H183V237H184ZM196 236H198L199 237V239H202V236L203 235H199L197 232H196V234L194 235V238L196 237ZM12 237H14V236H12ZM88 236H86V238H87ZM164 238V241L165 242H167V243H169V247L174 243V239L172 240V238L171 237H166V236H163ZM20 238H21V235H17V239H19L20 240ZM94 238V237H93ZM95 239V240H96ZM99 239H101V238H99ZM147 239V238H146ZM204 239V238H203ZM202 239V240H203ZM246 239V238H245ZM250 239H251V237H250ZM14 240V239H13ZM18 240V241H19ZM85 240V239H84ZM83 240V241H84ZM86 240H89V238L88 239H86ZM126 240V241H125ZM143 240V239H142ZM196 240V239H195ZM247 240H249V239H247ZM253 240V239H252ZM251 240V241H252ZM14 241H16V240H14ZM41 241L43 242V244L45 245V246H48V247H52L53 249H54V251L56 252V254L58 255V254H60L62 257H64V259H66L67 261H74V262H72V263H74V264H80V263H77V261L76 260H71V259H69V257H68V255L66 254V253H64L62 250H60L59 248L57 249V248H55V247H53V245L52 244H49L48 242H50V240H49V238H46V236L43 238V239H41ZM91 241H93L92 240V238H91ZM100 241H103V240H100ZM250 241V240H249ZM17 242V241H16ZM22 242L24 243V245L25 244H31L32 242H31V240H28V239H25V240H22ZM85 242V241H84ZM88 242H90V241H88ZM98 242V241H97ZM164 242V243H165ZM170 242H171V244H170ZM20 243V242H19ZM23 243H22V245H23ZM35 243V242H34ZM102 243V242H101ZM109 243H110V241H109ZM129 243H131V242H129ZM129 243L127 244V245H129ZM246 241H242L241 242V244H235V246H241V247H243L242 249H240L239 250V248L238 249H235V248H233V249H228V250H230V252L231 253H233L234 255H237V256H246V257H251V255L253 256V257H256L257 258V254H255V253H251L250 254V252L249 251H247L246 249H250V248H252V247H250L249 245H246ZM13 244H15V243H13ZM12 244V245H13ZM83 244V243H82ZM84 244H86V243H84ZM91 244V243H90ZM96 244V243H95ZM184 244V243H183ZM182 244V245H183ZM201 244V243H200ZM248 244V243H247ZM12 245H11V247H12ZM20 245H21V243H20ZM86 245H89V244H86ZM86 245H83L82 247H84V246H86ZM91 245H93L95 248H87L86 249V252L89 254L90 252H92V251H94V250H96V249H100L101 248V245H98V244H96V245H94V243H92ZM102 245H103V243H102ZM116 245V244H115ZM163 245V243L161 244V245H154L153 244V246L152 247H150L151 249H153V252L155 253V251H157L158 249L160 250V249H162V250H164V248L166 247V245H164V246H162ZM204 246L206 245V244H203ZM233 245V244H232ZM246 245V246H245ZM10 246V245H9ZM9 246L7 247V249L9 248ZM14 246V245H13ZM27 246V245H26ZM41 246V245H40ZM64 246H65V244H64ZM177 246H181V245H177ZM193 246V245H192ZM191 246V247H192ZM24 247V246H23ZM29 247V246H28ZM42 247V246H41ZM154 247V248H153ZM167 248L166 250H164V251H167L168 249V251L167 252H169L171 249L170 248ZM183 247V246H182ZM187 247V246H186ZM206 247V246H205ZM245 247V248H244ZM14 249L16 248L15 246L13 247ZM188 249L187 250H184V249H182L181 250V248H179V251H170L169 252V261L170 262H168V263H164L163 261V263L164 264H171V263H174V264H176L175 262H178L179 264H184V263H187V262H192V260H195L194 259V256L192 255V251L190 252V254L188 255V252L190 251V247H187ZM192 248H194L193 250H197V249H199V248H202V245L201 246H193ZM21 247L20 246H18L17 247V250H16V252L18 253L19 251H21ZM29 249H33V244H31V246L29 247ZM151 249H149L148 250V252H150V254L152 253L151 252ZM204 249V248H203ZM9 250H12V249H9ZM147 250V249H146ZM223 250V249H222ZM226 250V249H225ZM13 251V250H12ZM23 251H24V249H23ZM33 250H31V252H32ZM100 251V250H99ZM110 251H113V249L112 250H110ZM130 251H131V249H130ZM202 251V250H201ZM224 251V250H223ZM50 252V251H49ZM116 252V251H115ZM204 252V251H203ZM252 252V251H251ZM257 252V251H256ZM29 253V252H28ZM125 254H131L133 257H134V262H135V264H150L149 263V261L151 260H149L148 262H146V261H144L145 259H143L142 257H140V255L138 254V252L136 253V254H132V252H127V251H125L124 252ZM140 253V252H139ZM259 253V252H258ZM12 254H13V252H12ZM14 254H16V253H14ZM29 254H31L30 256L31 257H33L34 259H35V255L37 254L36 252H33V253H29ZM52 254V253H51ZM117 254V253H116ZM119 254V253H118ZM148 254V253H147ZM149 254V255H150ZM193 254H194V251H193ZM227 254H229L228 253V251H227ZM22 255V254H21ZM39 255V254H38ZM92 255V254H91ZM94 255V254H93ZM107 255H110L109 253L107 254ZM114 255V254H113ZM124 255V254H123ZM152 255H153V253H152ZM50 256V255H49ZM112 256V255H111ZM121 256V255H120ZM165 256H167V255H165ZM236 256V257H237ZM42 257H44V256H42ZM182 257V259H180ZM224 257H226V256H224ZM223 257V258H224ZM259 257V256H258ZM98 258V257H97ZM114 258V257H113ZM235 258V257H234ZM238 258V257H237ZM39 259V258H38ZM37 259V260H38ZM41 259V258H40ZM46 259V258H45ZM91 259V258H90ZM120 259V258H119ZM259 259V258H258ZM260 259H262V258H260ZM36 260V261H37ZM47 260V259H46ZM54 260V259H53ZM60 260V259H59ZM62 260V259H61ZM93 260V259H92ZM161 260V259H160ZM216 260H218V259H215V261ZM39 261V260H38ZM44 261V260H43ZM48 261V260H47ZM62 261H64V260H62ZM82 262H81V264H95V263H97V264H102V263H100V262H98V261H102V260H97V261H94V262H92V261H88L87 259H85V260H81ZM131 261V260H130ZM196 261V260H195ZM151 262V261H150ZM219 263H220V261H218ZM221 262H223V260L221 261ZM232 262V261H231ZM45 264V262H42L41 264ZM51 263H52V261H51ZM51 263H49V264H51ZM55 263V262H54ZM62 263V262H61ZM60 263V264H61ZM120 264H124L123 262L121 263V262H119ZM119 263H117V262H115V260L114 259H107V260H105V262L103 263V264H119ZM130 264H132V262H129ZM160 263V262H159ZM158 263V264H159ZM217 263V262H216ZM216 263H214V264H216ZM224 263V262H223ZM236 263V262H235ZM47 264V263H46ZM63 264V263H62ZM65 264V263H64ZM67 264V263H66ZM127 264V263H126ZM161 264V263H160ZM189 264H193V263H189ZM218 264V263H217ZM222 264V263H221ZM227 264V263H226ZM237 264V263H236Z\"/></svg>",
	"mask_w": 264,
	"mask_h": 264
}]
</instances>
